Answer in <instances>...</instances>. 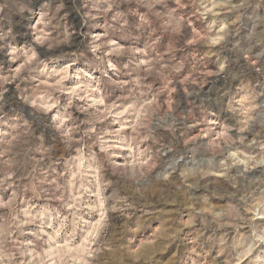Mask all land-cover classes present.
<instances>
[{
  "label": "clouds",
  "instance_id": "1",
  "mask_svg": "<svg viewBox=\"0 0 264 264\" xmlns=\"http://www.w3.org/2000/svg\"><path fill=\"white\" fill-rule=\"evenodd\" d=\"M0 264H264V0H0Z\"/></svg>",
  "mask_w": 264,
  "mask_h": 264
}]
</instances>
